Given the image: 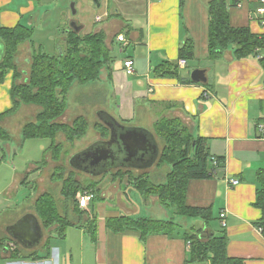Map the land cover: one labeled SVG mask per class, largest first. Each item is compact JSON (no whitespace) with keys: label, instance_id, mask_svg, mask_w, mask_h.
Returning a JSON list of instances; mask_svg holds the SVG:
<instances>
[{"label":"crops","instance_id":"crops-1","mask_svg":"<svg viewBox=\"0 0 264 264\" xmlns=\"http://www.w3.org/2000/svg\"><path fill=\"white\" fill-rule=\"evenodd\" d=\"M211 1L101 0L99 11L94 9L92 12L97 26L83 34L103 33L111 49V65L102 71L99 81L86 85L97 84L93 93L102 92L101 97L77 102L78 109L69 107L59 122L70 124L80 116L86 117L92 129V122L94 125H105L102 121L105 115L123 126L144 129L158 143L154 134V125L158 120L165 117L182 121L194 137L208 141L213 157L225 159L224 166L213 178L193 180L188 185L187 204L212 210V222L209 225L197 223V226L203 229V233L218 235L220 214L225 211L227 227L220 228L219 232H225L227 237L228 256L242 259L244 264H264V229L260 227L263 212L258 206L261 189L258 172L264 170V137L258 131V125L264 124V71L260 64L264 49L259 51L261 58L253 55L238 61L229 50L221 60H211L208 54V6ZM225 1L233 27H248L264 36V25L254 16L259 0ZM53 10L46 0H0V23L6 28L17 25L32 28V40L42 48L43 44L36 37L45 31ZM81 26L80 33H83L86 26ZM70 29L63 26V29L61 27L56 31V27H53L49 40L53 39L56 50L63 48L66 32ZM63 30L59 46V43L55 44L58 37L56 32L60 35ZM120 35L125 36L127 46L118 42ZM188 43L192 45L193 58L185 59L186 66L179 67V50ZM31 54L29 43L22 45L18 52L17 64L24 74V80L30 68ZM127 59L134 62L133 75L125 72ZM168 61L178 62L177 76H156V69ZM195 70L206 72L207 83H189ZM13 82L14 74L8 71L4 82L0 83V127L15 135L13 139L19 140L23 128L30 123V118L33 121L36 119L40 108L23 105L16 113L1 117L13 107ZM59 138L64 140V136ZM78 153L70 155L69 164H66L63 156L58 158L57 155L55 158L48 151L44 160L29 164L25 173H15L10 177L4 188L8 189L6 194L14 192L17 197L26 175L40 169V166L50 165V162L57 164L54 170L67 165L73 168L70 161ZM12 154L10 145L0 152V169L4 158ZM234 179L239 180L240 184L232 187L229 181ZM102 184L98 186L100 194H103ZM117 195L114 204L101 201L95 208L96 243L86 228L76 226L69 228L64 238L51 239L49 248H46V242L50 231L43 227L39 219L43 238L35 247L21 246L8 231L28 214L37 217L33 207L38 196L30 203L20 201L15 204L0 197V212L5 213L10 205L16 207L15 216H9L6 221L0 220V264H210L189 262L190 244L183 237V229H178L173 236L154 234L145 240L133 231L111 232L106 226L109 218L126 215L135 219L138 210L129 198L121 193ZM156 201V198L150 199L147 211H152V204ZM25 204L30 206L26 208ZM154 206L155 216L150 214L139 218L167 220L173 217L167 210ZM101 212H104L105 218L100 221ZM69 216H72L71 211ZM74 216L80 220V217ZM213 224L217 225L216 229ZM10 242L17 244L19 257L13 258L12 252L7 250Z\"/></svg>","mask_w":264,"mask_h":264},{"label":"trees","instance_id":"trees-1","mask_svg":"<svg viewBox=\"0 0 264 264\" xmlns=\"http://www.w3.org/2000/svg\"><path fill=\"white\" fill-rule=\"evenodd\" d=\"M208 54L211 60H221L224 54L232 50L235 60H244L256 55L264 49V36L254 33L250 28H235L230 23L227 3L225 0H213L208 6ZM34 30L22 25L14 28L3 27L0 23V45L4 49L0 60V83L8 71L14 74L12 86L13 107L1 117L16 113L23 105H34L40 108L34 122H30L22 130L23 142L31 140H50L51 151L55 158L62 155L65 143L73 145L75 141L83 139L89 129L84 117L75 119L71 124L59 122L68 109V96L75 85L86 86L100 80L101 73L113 62L111 49L106 43L103 33H77L73 29L66 32L62 54L50 55L43 52V48L36 46L32 38ZM31 46L30 68L25 80L19 70L17 56L22 45ZM193 48L190 43L179 50V60H191ZM264 71V57L260 61ZM178 62L168 61L160 65L156 76L160 78L177 76ZM190 84L200 85L189 81ZM99 126V125H98ZM102 138L110 136L105 125H100ZM154 134L163 143L157 165H167L170 171L163 184H154L149 176L134 177L136 190L143 198L157 197L160 205L174 215L185 218H196L209 225L213 220L212 210L209 208L192 207L187 204L188 185L193 180H207L213 178L225 164L224 158L213 157L205 138H196L190 129L178 119L161 118L154 125ZM63 135L64 142H58ZM0 140H11L7 131L0 127ZM213 158L217 160L218 168L213 165ZM118 175H121L120 170ZM130 172V171H128ZM28 174L22 184L27 186ZM66 176V167H59L52 174V181L61 183V200L57 201L49 192L40 194L34 203V213L43 227L50 230L46 248L50 247V240L64 238L71 227L87 229L91 239L96 243L95 222L85 221L81 224L82 216L77 195L80 192L91 191L97 195L96 185L83 186L75 177L73 171ZM133 177V176H132ZM261 189L258 193V206L263 212L260 227L264 229V170L258 172ZM96 198V197H95ZM96 200V199H94ZM69 211L80 217L76 224L69 216ZM107 228L113 233L133 231L145 240L154 234L173 236L180 224L172 217L169 220H155L152 218H131L126 215L109 218ZM183 237L190 244L191 263L210 264H244L242 259L230 258L227 253V237L225 232L218 235L203 233V229L191 227L183 233ZM17 245V244H16ZM13 258L19 257L17 250L11 253Z\"/></svg>","mask_w":264,"mask_h":264},{"label":"rangeland","instance_id":"rangeland-1","mask_svg":"<svg viewBox=\"0 0 264 264\" xmlns=\"http://www.w3.org/2000/svg\"><path fill=\"white\" fill-rule=\"evenodd\" d=\"M46 3L48 4L51 3L54 10L49 15L50 22L47 23L45 31L39 33L38 36L36 37V39L43 44V47H42L43 52H46L50 55H56L60 53V48H57V50L54 48L53 39L51 38V40H49L50 33H53V30H52L53 27H56L57 29L56 31H58L59 28L61 27L63 29V26L64 28L70 27L71 23L73 22L77 23L80 26L81 24H85L86 27L82 33V34H85L86 32L90 30V28H92L93 26L95 27L97 26L94 24L95 14L94 13L92 14V12L94 11V9L96 11H99L100 7L96 6L94 0H46ZM72 4H75V9L77 12L76 14H73L72 12V8H71ZM50 28H51V31H49ZM63 33H64V30L62 31L60 35H58V33L56 32V36L58 37H57V41L55 44L59 43V46H60V43L62 42L61 36L63 35ZM63 48H65V44L63 45ZM193 65L194 64H192V66ZM94 86L95 88H92ZM94 86L93 85L73 86L68 96V108L72 107L77 110L79 107L77 102H81V100L83 101L90 100L91 97L92 98L101 97L102 92L93 93L96 87H98V85L96 84ZM84 118L86 119V117ZM95 120L98 121V119L96 118ZM34 121L31 118L29 119V122H34ZM86 121L88 122V125H89L90 124L89 121L87 119ZM93 125L94 123L92 122L93 128L90 129V125H89V129H88L86 136L81 140L75 141L73 145L65 143L64 142L65 137H64V140H62V138L58 139L59 143L64 142L65 144V150L62 152L61 157L63 156V161L66 162V164L69 161L68 159L70 155L76 152L80 153L84 151L91 145L95 144V142L108 139V138L103 139L101 136L102 130L98 129V127L100 128L101 127L100 125H103V124L97 123L96 125L94 126ZM9 135L11 137V140L9 142L0 140V152L1 153L4 150H7V145H10L13 151L12 156L8 155L7 157L4 158L5 161H3L2 168L0 169V197L4 201L11 202V204H15L16 202L18 203L20 201L22 202L26 201L30 203L32 199H35L40 194H43L44 192H49L54 196V198L57 201L60 202L61 200L60 192H61L62 184L59 182L52 181V174L55 172L54 167L57 166V164H55L54 162H50V165L47 164V166H44V167L40 166V169H36L35 171H32V173H28L30 174L29 175L30 179L28 178V184H27L29 185V187L22 186L20 188V192L17 197L14 192H9L8 194H6V190L8 189H4V188L9 183L10 177L13 176L15 173H17L18 175H21L22 173H25V170L27 169L29 164H36L37 162H41L42 160H44L45 155L48 152L49 147L51 145L50 140H31V141L23 142V140H21L22 136H19L18 137L19 140H17V139H13L15 135L14 136H12L11 134ZM62 136L63 135H61L60 137ZM158 144H159V149L161 152L163 148V143L160 139H158ZM14 153H17V155H14ZM58 164L61 165L60 162ZM71 171H73L76 174L75 175L76 179L80 181L84 187L96 185V187H94L93 189V191L96 190L97 192V195L95 196L96 200L92 202V205L89 210H80V211L86 212L82 216V221L80 222L81 224H84L85 221L95 222L96 221L95 219L96 206L97 205L99 206V203L101 201H107V202L109 201V203L114 204L116 201V197L118 196L117 195L118 193H121L122 195L126 196L127 199L129 198V200L136 205L135 207L138 210H136V213L134 215L135 219L141 216H145V215L148 216L150 214H152V216H155L156 213L153 210L156 207L154 205H156L159 208L161 207V209H164L160 205L157 197L149 196L147 198H143L140 192L136 190V183L133 180V178L147 175L149 176L151 182H153L154 184H163L166 181V175L170 171V167L167 165L158 166L156 163L152 167L147 169L146 171L129 170L130 172H128V170H120L121 175L119 176H116L118 175L119 170H114V171L107 172L106 174H103L100 177H96V179H92L93 177H91V175L89 174H86L83 172H77L76 170L69 167L68 165L66 167L65 177H67L68 176L67 174ZM99 183H103L102 191H101L103 194L99 193L100 191L99 190L100 188L98 189ZM115 183H117L116 186H114ZM91 190L92 189H90V191ZM12 198L14 199L13 201H11ZM153 198H156L158 202L157 201L155 203L153 202L152 208H151L152 211L150 210L147 211L148 210L147 207H149L150 205L149 204L150 199H153ZM145 200H147V203L145 202ZM29 206L30 204H25L26 208H28ZM15 208H16L15 205H12V206L10 205L8 208L5 209L6 210L5 213L0 212V216H1L0 220L6 221L9 216H15L16 215V211L14 210ZM99 216H100L99 219L101 221L103 218H105L104 212H101ZM172 216L174 218V221L180 224V228L181 230L183 229L182 230L183 233L186 230H189L191 227L199 228L197 226V223L203 224V221L200 219L185 218V217L177 216L174 214ZM70 218L72 219L74 223L76 224L79 223L78 218L74 216L73 213ZM100 226H102V223ZM212 226L213 228L216 229L217 225L213 224ZM220 228L218 227L217 229H219L220 231ZM49 231L50 230H48V232ZM219 231H217L218 234H219ZM46 235L47 233L45 232V236Z\"/></svg>","mask_w":264,"mask_h":264},{"label":"water","instance_id":"water-1","mask_svg":"<svg viewBox=\"0 0 264 264\" xmlns=\"http://www.w3.org/2000/svg\"><path fill=\"white\" fill-rule=\"evenodd\" d=\"M100 6L101 0H94ZM76 14L75 4L71 6ZM71 29L80 33L82 26L71 23ZM4 53L0 45V60ZM62 54V51L60 50ZM191 80L197 84L207 83L206 72L195 70ZM102 120L110 131L107 140L95 142L84 151L75 155L70 164L74 169L93 177H100L107 172L121 169L147 170L156 164L160 149L152 134L144 129L126 127L104 115ZM12 239L21 246L32 248L43 238V231L38 218L28 214L8 229Z\"/></svg>","mask_w":264,"mask_h":264},{"label":"built area","instance_id":"built-area-1","mask_svg":"<svg viewBox=\"0 0 264 264\" xmlns=\"http://www.w3.org/2000/svg\"><path fill=\"white\" fill-rule=\"evenodd\" d=\"M149 1L159 2L161 0H149ZM254 16L257 17L259 20H261V23L264 25V0H259V7L256 9ZM97 21H100V18H97ZM117 40H118V42L123 43L127 46V40H126L124 35L118 36ZM256 56L258 58H261V56L259 55V51H257ZM186 64H187L186 60H180L179 67H185ZM125 72L128 75H133L135 73L133 60L127 59L125 61ZM258 131L264 137V124L263 123L258 125ZM212 160H213L212 162H213L214 167L218 168L217 160L215 158H213ZM229 184L232 187H235V186H238L240 184V181L235 180V179L230 180ZM94 199H95V194L92 191L80 192L77 196L79 208L81 210H89ZM226 220H227V214L224 211L220 214V225H221L222 229H226V227H227V221ZM7 246H8L7 250L9 252H14L15 250L18 249V246L14 242H10L9 245H7Z\"/></svg>","mask_w":264,"mask_h":264}]
</instances>
